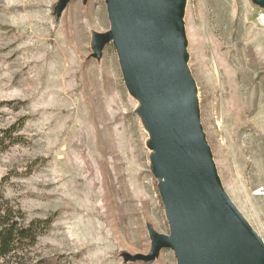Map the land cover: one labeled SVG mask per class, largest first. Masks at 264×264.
Wrapping results in <instances>:
<instances>
[{"label": "rangeland", "instance_id": "obj_1", "mask_svg": "<svg viewBox=\"0 0 264 264\" xmlns=\"http://www.w3.org/2000/svg\"><path fill=\"white\" fill-rule=\"evenodd\" d=\"M0 0V204L37 241L19 264H177L149 132L127 90L105 0ZM250 0H186L187 67L221 185L264 243V29ZM24 125L3 131L16 119ZM13 262L16 261L13 259Z\"/></svg>", "mask_w": 264, "mask_h": 264}, {"label": "water", "instance_id": "obj_2", "mask_svg": "<svg viewBox=\"0 0 264 264\" xmlns=\"http://www.w3.org/2000/svg\"><path fill=\"white\" fill-rule=\"evenodd\" d=\"M74 0H60L63 11ZM85 1V0H83ZM264 9V0H250ZM110 28L93 34L95 57L112 42L124 84L150 136L152 173L169 226L151 224V262L171 249L177 264H264V243L224 191L200 123L187 67L186 0H105Z\"/></svg>", "mask_w": 264, "mask_h": 264}, {"label": "trees", "instance_id": "obj_3", "mask_svg": "<svg viewBox=\"0 0 264 264\" xmlns=\"http://www.w3.org/2000/svg\"><path fill=\"white\" fill-rule=\"evenodd\" d=\"M23 125L22 118L16 119L3 131L16 143L20 138L13 136V133L18 132ZM36 230L37 227L32 222L22 224L11 211L0 204V264H19L17 261L22 258L20 251L36 243L39 235Z\"/></svg>", "mask_w": 264, "mask_h": 264}, {"label": "built area", "instance_id": "obj_4", "mask_svg": "<svg viewBox=\"0 0 264 264\" xmlns=\"http://www.w3.org/2000/svg\"><path fill=\"white\" fill-rule=\"evenodd\" d=\"M254 25L260 29H264V9L257 8V11L253 17Z\"/></svg>", "mask_w": 264, "mask_h": 264}]
</instances>
